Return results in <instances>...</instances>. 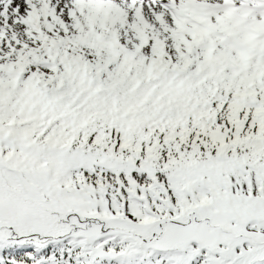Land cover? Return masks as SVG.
Instances as JSON below:
<instances>
[{
  "label": "snow or ice",
  "instance_id": "6c2138e0",
  "mask_svg": "<svg viewBox=\"0 0 264 264\" xmlns=\"http://www.w3.org/2000/svg\"><path fill=\"white\" fill-rule=\"evenodd\" d=\"M0 264H264V0H0Z\"/></svg>",
  "mask_w": 264,
  "mask_h": 264
}]
</instances>
